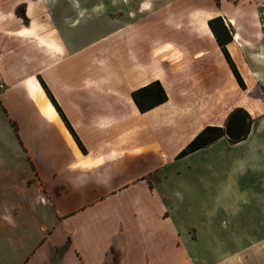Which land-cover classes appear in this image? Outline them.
Listing matches in <instances>:
<instances>
[{"label": "crops", "instance_id": "1", "mask_svg": "<svg viewBox=\"0 0 264 264\" xmlns=\"http://www.w3.org/2000/svg\"><path fill=\"white\" fill-rule=\"evenodd\" d=\"M156 1L0 0V264H264V96L254 115L235 105L207 25L264 87V0ZM93 16L112 26L99 48L81 43ZM152 82L165 99L139 111ZM234 107L241 139L176 157Z\"/></svg>", "mask_w": 264, "mask_h": 264}, {"label": "trees", "instance_id": "2", "mask_svg": "<svg viewBox=\"0 0 264 264\" xmlns=\"http://www.w3.org/2000/svg\"><path fill=\"white\" fill-rule=\"evenodd\" d=\"M18 10L19 9L16 10V13L22 16V14L19 13ZM207 25H208L212 35L214 36L217 44L221 48L238 85L241 88H243L244 85L242 83V80H241L236 68L234 67L232 61L230 60L228 54L226 53V51L223 47V45L225 43H227L228 41H230V39H231L228 32H227V29L225 28V26L223 25V23L219 17H214V18L207 20ZM41 85H42V87H44L42 82H41ZM131 97H132L136 107L138 108V110L142 111V112L165 99V96L162 92L161 87L156 82L149 83L143 87H140V88L134 90L131 93ZM49 98H50V101L52 102V104L54 105V107L59 111L57 105L55 104L54 100L51 98L50 95H49ZM61 117L63 118L62 115H61ZM63 120H65V119L63 118ZM66 126L68 127L70 132L73 133L71 128L69 127V125L67 123H66ZM221 136H223V131H222L221 127L205 126L198 133H196L195 136L190 141H188L183 148L180 149V151L176 154V157L183 156V155H185V154H187L193 150L201 148V147L205 146L206 144L210 143L211 141H213L216 138H219ZM79 146H80V144H79Z\"/></svg>", "mask_w": 264, "mask_h": 264}, {"label": "rangeland", "instance_id": "3", "mask_svg": "<svg viewBox=\"0 0 264 264\" xmlns=\"http://www.w3.org/2000/svg\"><path fill=\"white\" fill-rule=\"evenodd\" d=\"M132 1H138V0H132ZM152 9H155L157 5L160 4L159 1L156 0H151ZM125 8H127V6L123 7L122 10H125ZM131 8V5H130ZM95 12V11H94ZM149 15V11L147 12H143L142 14H136L134 19L129 20L126 18L127 22H132V23H136V21L140 20V19H145L147 16ZM125 18V14L122 15L121 19ZM98 20L99 17H91V19L86 23V31L84 32L83 38H81V43L86 45V44H90L91 41L97 40L96 43H98V45L96 46L97 48H99V46H105L107 45L110 41H112V35H111V27L110 25L108 26H100L98 25ZM259 21L261 24V27H263L262 30H264V12H261L259 14ZM145 22L142 23V25H144ZM154 35L159 36L160 38H172L174 33L168 30H159V31H154L153 33ZM102 36H104V38L100 39ZM100 40H103V42L101 44H99ZM95 44V43H93ZM91 45V44H90ZM89 45V46H90ZM57 48V47H56ZM96 48V49H97ZM58 49V48H57ZM168 57V56H166ZM169 58V57H168ZM246 83V88L245 86L243 88H241L242 90H236V91H231L230 88V97L232 99V101H236L239 97H243L246 98V100H248V102L252 103V102H258L259 103V98L261 96H264V87H253L252 83L249 82H245ZM246 89V90H244ZM238 108V107H234L233 109ZM232 109V110H233ZM250 121V120H249Z\"/></svg>", "mask_w": 264, "mask_h": 264}, {"label": "water", "instance_id": "4", "mask_svg": "<svg viewBox=\"0 0 264 264\" xmlns=\"http://www.w3.org/2000/svg\"><path fill=\"white\" fill-rule=\"evenodd\" d=\"M247 128L248 115L242 108H235L223 123V137L230 141H237L245 135Z\"/></svg>", "mask_w": 264, "mask_h": 264}, {"label": "bare ground", "instance_id": "5", "mask_svg": "<svg viewBox=\"0 0 264 264\" xmlns=\"http://www.w3.org/2000/svg\"><path fill=\"white\" fill-rule=\"evenodd\" d=\"M199 16H201V15H199ZM28 33H29V31L25 30L23 33H21V35L23 36V35L28 34ZM237 39H238V37L235 36L234 39L226 46L229 55L232 56L236 62H238V58H239V56H238V50H237L238 49V42H237L238 40ZM55 49L57 50L56 47H55ZM167 56L172 60V62L176 63L175 57L173 55H167ZM230 90L231 91H236L237 90L236 87L232 83H231V86H230ZM234 103H235L236 106H240V107L246 109L250 115H254V114L258 113L261 110V108L259 107V103L258 102H252V103H250V102H248V100H246V98H243V97H239ZM182 106H184V105H182ZM188 115H189V113H188Z\"/></svg>", "mask_w": 264, "mask_h": 264}, {"label": "flooded vegetation", "instance_id": "6", "mask_svg": "<svg viewBox=\"0 0 264 264\" xmlns=\"http://www.w3.org/2000/svg\"><path fill=\"white\" fill-rule=\"evenodd\" d=\"M248 125H249V119H248Z\"/></svg>", "mask_w": 264, "mask_h": 264}]
</instances>
